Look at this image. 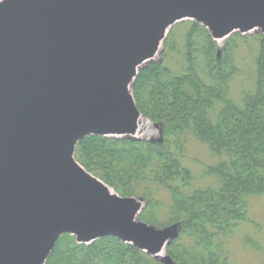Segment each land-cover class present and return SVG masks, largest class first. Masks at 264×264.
I'll list each match as a JSON object with an SVG mask.
<instances>
[{
    "label": "water",
    "instance_id": "95a60500",
    "mask_svg": "<svg viewBox=\"0 0 264 264\" xmlns=\"http://www.w3.org/2000/svg\"><path fill=\"white\" fill-rule=\"evenodd\" d=\"M14 4L0 19V264H43V244L62 232L80 243L112 235L157 257L168 241L135 231L130 199L113 204L65 151L96 130H139L128 85L174 17L199 15L222 35L232 22L264 27V0Z\"/></svg>",
    "mask_w": 264,
    "mask_h": 264
},
{
    "label": "trees",
    "instance_id": "16d2710c",
    "mask_svg": "<svg viewBox=\"0 0 264 264\" xmlns=\"http://www.w3.org/2000/svg\"><path fill=\"white\" fill-rule=\"evenodd\" d=\"M173 32L162 42L161 61L142 67L131 87L140 114L161 127V140L88 135L76 143L73 158L88 173L89 165L102 168L119 197L142 199L145 226L175 230L166 246L169 264H230L235 233L258 228L247 217L249 201L264 196V34L233 33L218 51L197 22L188 23L181 44ZM238 39L256 45L246 75ZM244 76L249 87L234 102L233 84ZM190 141L216 159L204 167V180L212 181L206 188V182L196 186L198 177L183 162ZM65 234L44 264H166L112 235L85 245ZM242 240L260 250L252 236Z\"/></svg>",
    "mask_w": 264,
    "mask_h": 264
},
{
    "label": "rangeland",
    "instance_id": "374dc122",
    "mask_svg": "<svg viewBox=\"0 0 264 264\" xmlns=\"http://www.w3.org/2000/svg\"><path fill=\"white\" fill-rule=\"evenodd\" d=\"M18 1V0H0V19H4L5 17L8 16L10 11V8L12 5H15L14 3ZM17 4V3H16ZM46 6V3H44L41 7ZM30 7V6H29ZM28 7V8H29ZM195 21L199 24L204 26L208 32L210 33V35L212 36V40L214 41L218 51H221L224 49V44L226 42V40L229 38V36L233 33H237L239 34L241 37H250L254 34H264V27L260 26L259 23L257 24V22H255L252 25H248V26H240L239 24H237L238 22H232V24L230 25V28L223 33L222 35L220 33L217 32L216 28L213 26H211V24L205 20L204 17L201 16H196ZM172 21V25L170 26V28L168 27L166 29V32L162 34V40L161 43L159 44L158 47L155 48L153 54L148 57L147 60H145L141 65H139L140 69L150 63H159L162 59V51H163V40L166 38V36L168 35L169 30L173 29L174 32L172 34V39L174 37L176 42H179V44H181L183 42V37L184 34H187L188 32V23L190 21H193L192 18H183V16L181 17H174V19L171 20ZM170 21V22H171ZM194 21V22H195ZM230 34V35H229ZM229 35V36H227ZM239 40V39H238ZM244 42V43H243ZM250 48H252V51H250ZM256 48V45H254L252 43L251 40L243 41V40H239L236 44V48L238 52H239V58H240V63L239 67H241V69H245V73L243 72L244 75L248 74V71L250 70V67L252 66V62H253V57L255 56V52L254 49ZM254 52V53H253ZM257 52V51H256ZM144 64V65H143ZM139 69V70H140ZM138 70V71H139ZM138 73V72H137ZM243 82L244 86H241V83ZM133 81L131 82L130 85H128V92L130 93L131 99H132V104L134 103L135 106V110L138 111L135 102L133 100L132 94H131V87H132ZM246 87H249V83L247 82V79H245V76L243 78V80H241V82L237 83V84H233L232 87V91H231V99L234 102H239L240 100V91L241 90H246ZM138 113L140 114V112L138 111ZM143 117V120L147 121V125L145 126V129L141 132V127L139 128V130H134L132 132H116L114 130H96L95 135L99 136V137H105V138H109V139H115V140H133V141H145V142H150V141H159L161 140V135H162V131H161V127L156 124V123H152L150 120L146 119L143 115H141ZM142 126V124H141ZM81 126L74 129L71 133H70V137L72 138L74 135H76L79 131H81ZM68 138V139H69ZM189 149L187 152V156L184 158L185 160L183 161L185 163V165H187V167L191 170V172L193 173V175H196L198 177V184L196 185L198 186H202L204 187V185L202 183L206 182L207 185L204 187L206 188L210 183H212L211 180L205 179L204 173H205V166L215 163V160L212 161L213 159L209 156V153L207 152V150H205L204 148H202L201 146H199V144H196L193 141L189 142ZM70 150V149H69ZM69 150H66L65 152L68 153V163L73 166H75L81 173L82 175H84L85 178L89 179L94 185H97L100 187V189H102L110 198L112 203L113 202H117V203H121L125 200L130 199V203L132 204V206H129V208L131 209H135L134 213H133V217L132 219V226L136 229H134L135 231L138 230L137 228H140L141 230L147 229L150 230L151 232H153V234L156 236L155 238H158L159 235L162 236L164 238V240L167 242L170 241L171 237L173 236V234L175 233L171 227L170 228H164L161 231H157L155 229H151V228H147V227H143L145 226L140 220H139V215L141 214L145 202L142 199L136 198V197H130V198H121L118 196V194L116 193L113 184L107 182L105 175L106 173L104 171H102V168H96V167H92L89 165L90 168H88L90 170V172H86L85 169L83 167H81L79 164L75 163V161L73 160L72 157H69L70 152ZM74 151V149H73ZM73 151H72V155H73ZM65 153H63L64 155ZM66 156V154H65ZM59 162H61L63 164V158L61 157V155L59 156ZM204 177V178H203ZM104 179L107 182V185L104 184L103 182H101V180ZM211 181V182H210ZM109 184V185H108ZM135 189V187H134ZM167 196V195H166ZM114 204V203H113ZM247 217L248 219L251 220V222H253V224L257 225L258 228H255L253 225H249L252 226L250 227H245L241 230H239L237 233H235L234 239L231 241L230 243V247H229V263L230 264H264V196H260V197H254L251 198L248 204V211H247ZM129 231V230H128ZM127 232V231H126ZM130 233V232H129ZM128 233V234H129ZM69 234V233H68ZM128 234H125V239H128L126 236ZM56 235H52L50 236L49 240L47 242H45L43 244V248L47 249L51 247V249L49 251H47V256L49 255L50 251L53 249L54 245L57 243V241L60 239V237H62L63 235H66L64 232L60 233L58 235V237L56 238ZM70 235V234H69ZM243 235H249L252 236L254 240H256V242H258V244L260 245V250H255L251 245H246L244 241L242 240V236ZM74 237L75 239V243L79 244L80 239L75 236V235H71ZM56 238V240L54 241V239ZM167 242V243H168ZM88 243V242H87ZM153 243V241H152ZM81 244V243H80ZM157 257H159L160 259H162L166 264H169L168 261L166 260L167 258V251H166V247H162L161 249H159V251L156 253ZM45 258V260H46ZM44 260V261H45ZM44 264V262H43Z\"/></svg>",
    "mask_w": 264,
    "mask_h": 264
},
{
    "label": "bare ground",
    "instance_id": "6f19581e",
    "mask_svg": "<svg viewBox=\"0 0 264 264\" xmlns=\"http://www.w3.org/2000/svg\"><path fill=\"white\" fill-rule=\"evenodd\" d=\"M147 125V121L146 120H143L142 121V126H141V132L140 134L142 133V131L145 129V126Z\"/></svg>",
    "mask_w": 264,
    "mask_h": 264
}]
</instances>
